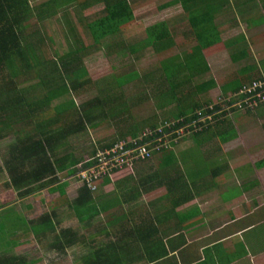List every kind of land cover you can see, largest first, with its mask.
Instances as JSON below:
<instances>
[{
  "label": "trees",
  "instance_id": "trees-1",
  "mask_svg": "<svg viewBox=\"0 0 264 264\" xmlns=\"http://www.w3.org/2000/svg\"><path fill=\"white\" fill-rule=\"evenodd\" d=\"M30 1L32 0H0V141L10 133L14 139L8 147L7 159L1 164L0 170L6 177L2 187L15 192L20 200L36 195L44 189L49 193L51 191L56 193L59 187V197H64L63 188L66 183L64 179L75 173L74 169L78 164L88 160L74 156L71 149L57 157V150L67 149L68 138L84 133L87 129L95 130L103 122H107L109 126L107 129L114 127L120 132L115 138L116 141L136 138L144 130L140 124L129 125L127 129L122 128L124 132L118 130L119 125L126 120L131 121L129 113L131 107L135 105L130 106L125 98L114 93V89H120L136 78L137 74L134 71L126 74L128 79L122 82L115 80L119 76L113 75L111 81L105 82L104 87L102 86L93 98L82 104L75 105L73 100L69 99L49 108L53 100L64 95L76 96L83 92L89 81L85 78L86 71L81 64L82 57L88 52L100 50L102 40L116 35L133 23V6L136 5V1L46 0L33 7L30 6ZM101 4L103 10L94 19L88 22L80 18L81 12ZM173 5H180L189 24V30L182 32L183 36L190 42L195 41L196 44L190 54L185 56L183 63H174V67H171L164 60L161 64L164 84L161 85L163 88L160 89V96L164 102L156 108L166 116L163 118H158L157 114L149 116L146 119L150 121L148 128L154 130L165 122L179 120L182 127L189 126V137L197 139V145L202 144L201 140L209 141L213 138L227 142L234 137L228 121L238 113L249 114L253 110H232L231 117H226L225 112L216 114L220 111L217 105H213L214 108L209 110L207 107L212 105L210 102L205 104L195 100L187 102L183 96L176 98L174 93L168 95L171 91H166L164 87L166 84L169 90L175 92L183 82L178 80L181 73L188 72L190 77L196 75L195 71L203 64L201 51L218 41L213 20L219 13V8L228 6V1L172 0L161 8ZM59 9H64V12L70 10L76 14L77 19H81L80 27L90 44L83 46L74 37L73 49L61 57L46 61L43 51L39 49L44 43V38L35 36L37 34L35 31L26 33L25 26L31 16L35 27L39 29L41 23L54 16ZM145 33V39L127 45L124 49L132 55H137L139 50L149 47L155 54L163 55L174 46V39L165 22L148 27ZM177 57L169 58L168 61L173 64L172 61L178 59ZM174 81L177 83L173 84ZM31 82L34 83L29 84ZM241 86L242 83L237 82L233 93H236ZM200 88L206 91L209 87L207 84H202ZM201 89L198 90L202 91ZM167 108L170 109L164 111ZM209 116L211 121L206 119L204 121V118ZM16 126L18 128H15ZM110 135L106 137L111 139ZM185 138H181L180 141ZM116 141L104 143L99 150L108 148ZM145 141L147 139L143 142ZM175 146L172 144L169 150L155 154L150 160L167 154L168 159L165 163H168L173 158L171 152ZM96 152L93 149L91 153L94 155ZM150 160L133 163L131 167L140 163L145 164ZM173 163L170 161L168 164L171 166ZM173 169L179 172L177 167ZM60 174L61 178L58 177ZM115 174L118 173L112 176ZM189 175L191 178V173ZM180 178L164 181L168 192L167 211L168 208L173 211L180 204V198L184 196V187L178 186ZM108 180L104 178L101 182L107 184ZM130 181L131 177L128 176L124 181L115 182V193L121 194V198L118 199L116 195L102 199L99 194L88 191L84 186L78 188L75 198L67 206L79 224L83 223V227L87 228L91 220L107 215L103 225L95 226L92 234L82 235L68 229L57 232L58 222L53 225L45 216L31 224L27 221L29 231L24 230L23 238L28 232L33 235L37 243L45 237L49 238V243H46L48 249L57 251L79 247L83 253L75 260V264H165L166 261L163 259L169 255L167 245L172 250L176 249L178 244H165L158 238L157 231L153 227L145 222L132 221L134 214L132 211L126 214L118 212L110 216V211L120 209L118 207L121 202L128 203L138 195L135 191V183L130 184ZM127 182L128 186H126ZM137 186L142 189L138 183ZM7 205H0V209ZM29 208V205L24 206L25 210ZM99 237L102 238L98 240ZM19 245L20 242L13 243L11 249ZM37 261L39 260L26 261L21 257H9V253L4 254L0 251V264H36Z\"/></svg>",
  "mask_w": 264,
  "mask_h": 264
},
{
  "label": "crops",
  "instance_id": "crops-1",
  "mask_svg": "<svg viewBox=\"0 0 264 264\" xmlns=\"http://www.w3.org/2000/svg\"><path fill=\"white\" fill-rule=\"evenodd\" d=\"M227 1L228 6L219 8V13L213 20L218 35L217 43L201 51L203 64L195 71V76L190 77L188 72L178 76V80L183 81L178 90L173 92L165 84L166 91H171L168 95L174 93L176 98L183 96L187 102L195 100L205 104L232 94L237 82L243 85L264 76V3L260 4L264 0ZM170 7L160 9L163 11ZM182 20L178 24L186 25L184 30H189L187 18ZM217 21H220L219 24ZM162 22L168 25L174 39V46L166 53L176 49L178 45L182 46L183 54L178 55V59L172 61L173 64L168 59L175 56L165 60L168 66L174 67L175 64L183 63V59L190 54L196 43L187 40L183 36V30L178 32L174 21L162 20L150 26ZM163 62L164 60L158 66L162 80L160 85L164 84V75L161 72ZM140 77L141 86H149L150 82H154L150 72ZM202 84H207L209 88L203 91L200 88ZM149 87L152 88L151 85ZM149 95H140L135 100L136 110L150 100ZM211 95L213 96L210 97ZM153 99L154 106L156 105L154 110L157 112L153 110L149 116L158 114L157 105L164 102L160 92H155ZM149 116L136 115V124H140L143 129L148 128L150 121L146 119ZM228 123L234 137L227 142L213 138L209 141L201 140L202 144L197 145L198 140L190 138L191 144L182 142L181 147L172 150L173 158L170 161L174 162L173 165L169 166L170 161L165 163L167 154L156 156L145 164H136L113 175L112 178L116 180L111 178L107 184H100V189L111 185L115 193V182L131 177L130 184L135 183L138 195L128 203L121 202L119 212L126 214L132 211V221L145 222L153 227L158 238L165 244H178L172 250L167 245L169 255L163 259L165 264H264V246H259L257 238L260 231L264 230V141L254 144L253 147L236 148L240 152H235L231 157L225 155L226 148L223 147L239 138L236 131L238 125L247 128L246 134H249L251 129L256 131V127H253L259 124L264 138V106L255 113H238ZM214 141L223 144L221 149ZM213 144L217 146L214 150L206 149L207 145ZM195 159L202 161L196 168ZM174 167L179 172H175ZM128 170L132 172L128 173ZM201 170H204L203 174H199ZM178 177H181L178 186L182 185L185 193L180 198V204L173 211L171 208L167 211L168 192L164 181ZM128 185L127 182L126 186ZM227 191L231 192L225 193ZM154 193H160L159 197L149 203L143 202L144 197ZM99 195L102 199H107L112 194L103 195L99 192ZM114 195L119 198L116 193ZM124 206H127L125 210ZM164 210L165 214L162 213ZM191 219L196 222L187 223Z\"/></svg>",
  "mask_w": 264,
  "mask_h": 264
},
{
  "label": "rangeland",
  "instance_id": "rangeland-1",
  "mask_svg": "<svg viewBox=\"0 0 264 264\" xmlns=\"http://www.w3.org/2000/svg\"><path fill=\"white\" fill-rule=\"evenodd\" d=\"M45 1L46 0H32L30 1V6L33 7ZM170 1L171 0H136V5L133 6V15L135 17L133 23L125 27L116 35L102 40L100 43V50L88 52L86 56L82 57L81 64L86 71L85 78L89 81L83 92L77 94L76 96L71 97L70 95H64L56 100H53L50 103L49 108L61 104L69 99H72L75 105L82 104L93 98L99 89L102 86L104 87L105 82L111 81L113 75L119 76L115 80L122 82L128 79V77L125 76L126 74L134 71L138 77L134 78L120 89H114V93L117 95L120 94L121 97L125 98L130 106L136 104L135 100L140 95L148 93L150 94V100L146 101L145 104L139 107L138 110H136V105L131 107V111L129 113L131 121L127 122L126 120L123 124L119 125L118 130H122V128L127 129L129 125L132 126L133 124H136V115L138 116L140 114L141 117L149 116L156 106H154L155 100L153 99V96L155 95V92H161L160 89L163 88L160 85V81L162 80L159 76V63L171 56H181V54H183L182 46L178 45L176 49L163 55L155 54L153 49L149 47L139 50L137 55H132L126 49H124V47L130 44H136L137 42L144 39L146 28L162 20L174 21V23H176L175 28L178 29V32L186 29V25L183 26L181 23L178 24V22H180L182 19L185 20L184 12L179 5H175L163 11L160 9L162 5ZM262 3L264 2H260V4ZM102 10L103 5L101 4L89 8L88 10L81 12L79 15L81 19L89 22L97 15L101 14ZM81 19H77L76 14L70 10L68 12H64V9H59L54 16L42 22L39 29H37L35 27L36 25L34 24V19L29 16L25 26V28H27L26 33L35 31L37 33L35 36H41L44 38V43L39 49L43 51L45 60L48 61L50 58L61 57L67 51L73 49L75 47L74 37L75 39H78L83 46L90 44L88 37L85 36L82 27H80L79 22ZM219 22L217 21L218 24ZM255 22L257 21H254V23ZM179 40L180 39L178 38V41ZM148 72H150L154 77V82H150L149 84V86L151 85L152 88L148 85L145 87L140 85L139 76L142 78ZM33 83L34 82H31L29 84ZM26 85H24V87ZM212 96L213 95L210 97ZM218 99H215V101L210 103L214 105ZM256 110L257 108L253 109V112L251 113H255ZM157 115L160 118L166 116V114L163 116V114L160 112H158ZM107 126V122H103V124L95 130L87 129L84 133H80L77 136L68 138L67 149L57 150V157L66 154L71 149L73 155L81 158V160L85 158L89 159V157L93 155L91 153L93 149L96 152L99 150L100 146L104 145V143L116 141L115 138L120 132L115 130L114 127L107 129ZM15 128H18V126ZM253 128H255L256 131L251 129L252 133L250 132L249 134H246L247 128H243L240 125L237 126L236 131L237 137L239 136V138H237L234 142H229L223 146L226 148L224 151L227 157L234 156L233 154L235 152H240L237 151V149L240 147L245 149L246 147H253L254 144L264 141V138L259 130V124H256ZM122 132L124 131L122 130ZM109 135L111 139L106 137ZM13 141L14 139L11 133L8 134V137L0 141V166L3 161L7 159L8 147L13 143ZM182 142H188L191 144L190 137L187 136L185 140L176 143L174 148L181 147L180 143ZM215 144H217L220 149V146L223 145H220L216 142ZM215 144L207 145L206 149L214 150V148L217 147ZM234 148L235 150H233ZM194 163L196 168L202 164V161L200 159H195ZM76 169L77 167H75L74 170ZM131 170L133 171V168ZM131 170H128L127 172L131 173ZM127 172L126 174H128ZM203 172L204 170H201L199 171V174H203ZM60 176L62 175L60 174L58 177ZM111 178L112 176L108 179ZM112 179L113 181L116 180V178ZM5 180L6 177L0 170V205L8 204L7 207L3 208L2 210L0 209V251H2L4 254L9 253V257H21L26 261L31 259L39 260L36 262V264H75V260H77V258L83 253V250L79 249V247L66 249L64 251H57L48 249V245H46V243H49V238L45 237L42 241L37 243L31 233L28 232L24 238L23 236L25 234L24 230L25 232L29 231L27 221H29V224H31L33 221L45 218V216L52 222L53 225L58 222V225H56L57 232L63 229H68L70 231L78 232V234L87 235L93 233V228H95V226L97 227L99 224L100 226L103 225L107 215L96 217L94 220H91L89 227L85 228L83 227L84 224H79L72 215L71 211H69L67 205L73 201L78 188L81 186L78 180H76L73 175L64 179L66 182L65 187L63 188L64 197H59V187V189H56V193L52 191L49 193L44 189L39 193H36V195H30L21 200L18 199L15 192L6 190L2 187ZM100 184L97 185V189L94 191V193L99 194L100 192V194L102 193L103 195L115 194L111 185H109V187L100 189ZM229 192L231 191H227L225 193ZM117 195L119 198H121V194L119 192ZM159 195L160 193H154L153 195L144 197L145 199L143 202L149 203L150 200L158 198ZM25 205H29L30 208L25 210ZM126 207L127 206H124V210ZM16 211H21L22 213H17ZM119 211V209H116V211L113 209L110 212V216L118 213ZM165 212L166 211L164 210L162 213L165 214ZM193 222L196 221L191 219L187 223L193 224ZM101 238L102 237H99L98 240ZM257 238L259 239V246L263 247L264 230L263 232L260 231V235L258 234ZM104 241L106 240L104 239ZM16 242H20V245L11 249V244Z\"/></svg>",
  "mask_w": 264,
  "mask_h": 264
},
{
  "label": "built area",
  "instance_id": "built-area-1",
  "mask_svg": "<svg viewBox=\"0 0 264 264\" xmlns=\"http://www.w3.org/2000/svg\"><path fill=\"white\" fill-rule=\"evenodd\" d=\"M215 103L220 109L216 114L225 112L226 117H231L232 110L259 108L264 105V76L243 84L236 93L220 98ZM207 108L211 110L214 107L210 105ZM205 119L211 121V116ZM188 127H182L179 120L170 121L154 130L147 128L136 138L116 141L78 164L73 176L81 186L94 192L104 178H110L112 174L130 168L133 163L150 160L155 154L169 150L172 144L176 145L181 138L189 136ZM145 139L147 141L143 142Z\"/></svg>",
  "mask_w": 264,
  "mask_h": 264
}]
</instances>
